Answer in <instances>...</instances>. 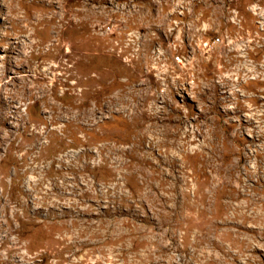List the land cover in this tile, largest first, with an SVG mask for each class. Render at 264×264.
<instances>
[{
    "label": "rangeland",
    "instance_id": "1",
    "mask_svg": "<svg viewBox=\"0 0 264 264\" xmlns=\"http://www.w3.org/2000/svg\"><path fill=\"white\" fill-rule=\"evenodd\" d=\"M0 264H264V0H0Z\"/></svg>",
    "mask_w": 264,
    "mask_h": 264
}]
</instances>
